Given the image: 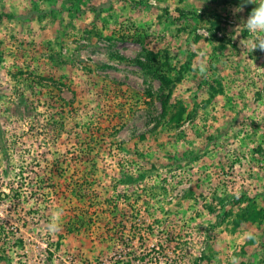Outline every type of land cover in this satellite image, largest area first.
I'll return each instance as SVG.
<instances>
[{"label":"rangeland","instance_id":"1","mask_svg":"<svg viewBox=\"0 0 264 264\" xmlns=\"http://www.w3.org/2000/svg\"><path fill=\"white\" fill-rule=\"evenodd\" d=\"M241 3L0 0L13 264H264V51ZM145 47L178 70L165 113Z\"/></svg>","mask_w":264,"mask_h":264},{"label":"trees","instance_id":"2","mask_svg":"<svg viewBox=\"0 0 264 264\" xmlns=\"http://www.w3.org/2000/svg\"><path fill=\"white\" fill-rule=\"evenodd\" d=\"M224 2L233 1V0H223ZM243 3V0H238ZM132 39L140 40L142 43L143 37L137 36L134 38V36H131ZM145 55L144 58H138L137 63H139L143 68L146 70H149L151 72H154L160 82V99L165 111L168 110L170 104H171V97L173 94V77H176L178 71L175 69V67L172 66V58L171 55L168 54V51L164 54L160 52H153L149 50L147 47L144 49ZM172 73L174 74L173 77L171 76ZM33 87V86H32ZM145 137V134L142 136ZM3 143V142H2ZM6 143V141H5ZM2 144L3 148H7L8 145ZM4 148V149H5ZM64 170V169H62ZM4 172V171H3ZM58 174H62L60 170L56 171ZM5 173V172H4ZM8 173V171H6ZM83 183L87 184L88 181L83 179V182H77L78 188H81L83 186ZM10 190L13 189V186L9 188ZM4 196H9V192H3ZM261 211V212H260ZM259 212L261 213L262 217H264V208L261 209ZM9 225V222L3 219H0V264L5 262L7 264H13L14 258L11 255V252L13 253H21L26 244V240L24 237V233H21V231L17 228H7Z\"/></svg>","mask_w":264,"mask_h":264},{"label":"clouds","instance_id":"3","mask_svg":"<svg viewBox=\"0 0 264 264\" xmlns=\"http://www.w3.org/2000/svg\"><path fill=\"white\" fill-rule=\"evenodd\" d=\"M244 3H252L255 4L254 7L246 22V28L249 33H251L255 39L251 43V51L256 48L264 51V0H243V3L238 5L233 11L239 12L243 10ZM207 66L204 63L199 65V71L201 75L206 74ZM62 217V210L53 213L50 222L47 226V230L50 233H55L60 228V221ZM248 238H252V234H247ZM231 264H239V258L233 256L231 259Z\"/></svg>","mask_w":264,"mask_h":264}]
</instances>
